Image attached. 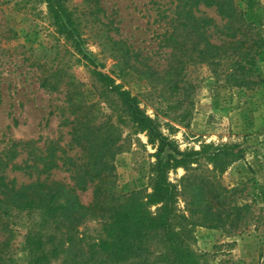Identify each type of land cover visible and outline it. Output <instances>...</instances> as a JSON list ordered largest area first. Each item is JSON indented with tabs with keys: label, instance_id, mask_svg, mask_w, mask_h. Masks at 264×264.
<instances>
[{
	"label": "trees",
	"instance_id": "16d2710c",
	"mask_svg": "<svg viewBox=\"0 0 264 264\" xmlns=\"http://www.w3.org/2000/svg\"><path fill=\"white\" fill-rule=\"evenodd\" d=\"M45 2L58 33L90 69L99 101L90 102L84 84L68 70L44 73L42 88L53 92L63 84L66 88L65 101L73 117L67 119L71 144L80 155L69 156L59 141H48L43 147L38 141L11 140L6 144L0 153V255L12 241L15 219L25 215L30 220L27 264H52L53 260L62 264H148L151 259L155 264H200L191 247L196 227L232 234L250 223L251 207L239 203L238 189L224 186L212 174L224 173L237 154L212 149V145H202L199 151H180L141 107L138 97L118 84L113 73L99 69L65 1ZM201 7L215 9L221 23L205 14L198 16ZM170 28L162 37L163 46L171 49L168 70L162 74L153 68L144 73L135 70L152 77V82L176 90L191 62L214 67L216 75L223 67L220 74L238 88L251 89L264 82L255 71L264 49V6L263 19L249 21L235 0H175ZM211 30L220 44L212 42ZM113 46L123 52L125 65L134 68L130 50L123 49V43L114 42ZM103 103L117 112L121 125L146 134L157 151L151 192L144 198L139 193L124 195L117 189L113 158L121 150L122 130L112 116L105 115ZM167 149L172 154L165 161L161 156ZM23 154L26 158L17 163ZM203 160L212 165L211 172L202 169ZM178 168H184L186 174L177 186L169 173ZM59 169L70 174L73 186L51 179ZM9 170L21 172L32 181L19 184L8 177ZM90 187L94 200L85 206L78 193ZM180 198L185 203L183 211L179 209ZM151 208H156L155 212ZM90 221L100 226L95 237L81 230Z\"/></svg>",
	"mask_w": 264,
	"mask_h": 264
},
{
	"label": "rangeland",
	"instance_id": "374dc122",
	"mask_svg": "<svg viewBox=\"0 0 264 264\" xmlns=\"http://www.w3.org/2000/svg\"><path fill=\"white\" fill-rule=\"evenodd\" d=\"M63 1L75 15L86 48L96 56L99 69L113 73L118 84L138 97L141 107L180 151H199L202 145H212V149L237 154L224 173L212 174L224 186L238 189L239 203L251 207L250 223L232 234L196 227L191 247L199 263L264 264V82L251 89L238 88L220 74L223 67L216 75L214 67L199 62L187 65L185 80L176 90L140 74L152 72V68L161 74L168 70L171 49L163 46L162 37L171 31L175 0ZM235 2L249 21L263 19L264 0ZM203 14L221 23L215 9L201 7L198 16ZM210 33L212 42L220 44L214 30ZM114 42L130 50L134 68L125 65L123 52L113 46ZM262 52L255 71L264 81V49ZM79 59L72 45L58 33L45 0H0V153L11 140L38 141L40 147L48 141H59L69 156L80 155L71 144L67 119L73 117L68 113L64 84L57 92L41 87L44 73L64 68L84 84L90 102L99 101L97 83ZM102 105L106 108L107 104ZM105 115L112 116L113 123L122 130L118 144L121 150L113 158L117 189L124 195L139 193L144 198L151 192L157 151L146 134L121 125L117 112L106 108ZM171 154L167 149L161 157L166 161ZM25 158L23 154L16 162ZM202 163V169L212 171V165L204 160ZM185 174L184 168L171 170L170 181L178 186ZM7 175L19 184L32 181L21 172L9 170ZM51 179L74 184L64 169L54 171ZM78 194L85 206L93 203V187ZM184 207L180 198L179 209L183 211ZM36 217L33 215L40 221ZM29 221L25 215L15 219L12 241L0 255V264H27ZM81 230L95 237L100 226L90 221ZM151 261L148 264H155ZM52 264L62 263L53 260Z\"/></svg>",
	"mask_w": 264,
	"mask_h": 264
}]
</instances>
